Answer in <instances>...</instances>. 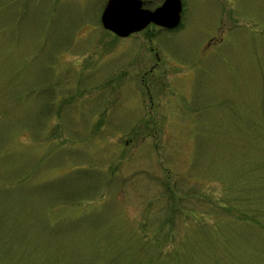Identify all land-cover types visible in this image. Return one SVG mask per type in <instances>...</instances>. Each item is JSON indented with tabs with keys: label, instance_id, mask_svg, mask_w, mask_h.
<instances>
[{
	"label": "rangeland",
	"instance_id": "374dc122",
	"mask_svg": "<svg viewBox=\"0 0 264 264\" xmlns=\"http://www.w3.org/2000/svg\"><path fill=\"white\" fill-rule=\"evenodd\" d=\"M107 1L0 0V264H264V0Z\"/></svg>",
	"mask_w": 264,
	"mask_h": 264
},
{
	"label": "water",
	"instance_id": "95a60500",
	"mask_svg": "<svg viewBox=\"0 0 264 264\" xmlns=\"http://www.w3.org/2000/svg\"><path fill=\"white\" fill-rule=\"evenodd\" d=\"M143 5L142 0H108L101 16L103 27L127 38L151 23L166 29H175L181 23V0H165L155 11L144 9Z\"/></svg>",
	"mask_w": 264,
	"mask_h": 264
},
{
	"label": "flooded vegetation",
	"instance_id": "af4514ba",
	"mask_svg": "<svg viewBox=\"0 0 264 264\" xmlns=\"http://www.w3.org/2000/svg\"><path fill=\"white\" fill-rule=\"evenodd\" d=\"M183 3V2H182ZM143 8H145L146 9V3L144 2V5H143ZM183 12H184V5H183V9H182V12H181V23L178 25V27H177V29L178 28H181L182 27V25H183V23H182V21H183ZM150 25H152V26H156L154 23H151ZM150 25H148V27L150 26ZM147 27V28H148ZM146 28V29H147ZM158 28H160V29H164V28H161V27H158Z\"/></svg>",
	"mask_w": 264,
	"mask_h": 264
}]
</instances>
